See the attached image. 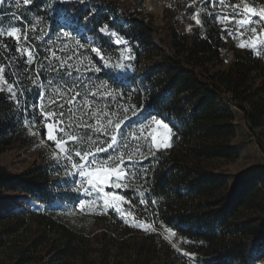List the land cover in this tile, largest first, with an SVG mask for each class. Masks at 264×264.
Here are the masks:
<instances>
[{"label": "trees", "instance_id": "trees-1", "mask_svg": "<svg viewBox=\"0 0 264 264\" xmlns=\"http://www.w3.org/2000/svg\"><path fill=\"white\" fill-rule=\"evenodd\" d=\"M1 14L4 22L16 18L13 25L28 36L23 47L35 55L28 65L16 42L0 36V69L16 93L12 98L7 88H0V152L16 142H30L34 120L44 131L41 94L46 106L56 99L53 110L59 111L63 101L58 99L78 92L75 123L95 124L92 113L98 110L102 119L123 121L119 135L126 141L117 152L125 156H134L139 144L131 138L132 126L155 116L170 126L171 147L152 153L144 148L134 163L128 162L135 171L134 201L144 200L140 206L148 220L177 237L172 243L159 230L120 234L118 226L91 237L85 228L97 220L74 209L83 218L82 231L77 225L42 220L44 226L17 246L9 264H259L264 259V162L240 171L231 187L210 166L214 159L236 155L235 112L242 113L264 156V49H234L232 62L222 67L224 30L208 9L200 14L203 31L192 36L182 28L185 20L169 11L157 27L104 0H31L28 5L21 0L18 8L6 6ZM115 35L130 46L132 73L119 74L107 65V60L120 58ZM54 81L62 91L51 87ZM85 100L91 107H84ZM70 131L100 142L109 139L91 129ZM68 146L76 159L77 150H95L82 141ZM62 170L55 161L21 174L0 167V204L14 191L42 202L76 204L78 180L57 179ZM23 222L21 217H0V251ZM184 252L194 259H186Z\"/></svg>", "mask_w": 264, "mask_h": 264}, {"label": "rangeland", "instance_id": "rangeland-1", "mask_svg": "<svg viewBox=\"0 0 264 264\" xmlns=\"http://www.w3.org/2000/svg\"><path fill=\"white\" fill-rule=\"evenodd\" d=\"M21 1V0H20ZM23 1V0H22ZM103 1V0H102ZM105 2L114 3L121 11H125L128 14H134L135 16L144 17L146 20H152L153 24L157 27H161L165 22V13L169 11V14H175L176 18H183L185 24L182 27L189 35H194L198 31H203L201 12L209 10V13H215L217 20L220 22L224 30V46L222 48L223 63L222 67L226 68L230 65L234 58V49L247 51H260L264 49V44L259 45L256 49L252 48H241L238 47V43L248 40L253 34L247 29H242L244 35L237 36L235 39L228 35L229 32H236L237 24L235 21L229 22V20L223 19L224 17H233L234 9L232 5H243L248 4L250 7H256L257 9L264 7V0H223V4L220 3V0H104ZM254 3V4H253ZM17 7L16 0H4L0 4V18L3 17L1 11L4 7ZM190 9H196L190 14ZM242 9H236V12H240ZM197 14H199L197 16ZM12 15V14H10ZM11 16L6 22L0 20V28L5 30L10 27H16L13 23L16 21V18ZM196 17L201 20V24H196ZM240 16H236V19H239ZM259 19L257 16H253L252 20L254 25L258 29L264 28V24H255ZM125 22V19L121 20ZM33 26H36V18ZM19 28V27H17ZM121 40V43H117V40ZM114 42L120 46V58L115 60H107V65H110L112 68H116L119 74L129 72L132 73V51L130 46L123 41L120 36L115 35ZM30 49L35 55V52L30 47H25ZM0 76L3 77L0 80V88H7L8 83H5L6 79L3 76V72L0 73ZM7 82V81H6ZM54 81L51 87L55 90L62 91L60 87V82ZM71 94L64 93V98L62 99L63 104L66 103L67 98ZM76 104V101H75ZM59 107V105H58ZM154 120H160L165 123L163 120L158 119L155 116L147 118V120H142L140 124H135L132 126L131 138L137 139L139 144L136 145L140 147V152L143 149L150 150L152 152L158 150L152 143V135L157 134L160 139L162 136H159L160 133H163L165 130L160 127L158 128L154 124ZM35 122V123H34ZM32 126L29 128V135L31 136V141L22 144L20 142L14 143L12 146L6 148L0 152V167H5L9 171L15 174H21L25 171L35 168L37 165L46 163L48 161H55L56 163H61L62 172L58 173L57 179H67L72 177L75 181L76 186L80 190L79 201L76 204L67 203L66 201L56 200L55 202H42L34 198L31 194L14 191L8 192L5 200L0 204V217H11L12 220L16 217H21L24 220L23 226L21 229L7 239V246L0 251V264H9L11 263L17 254V246L22 244L24 240H27L30 237L36 236V230L42 228L44 225L41 223L42 220L44 223L49 219H53L59 222H63L68 226L77 225L82 231L83 218L82 216L77 215L74 212V209L80 210L85 215L94 216L97 220L90 228H85L89 236L94 237L97 234L110 233L114 231L115 226L119 227L120 234L132 235L137 233H147L153 231H160L166 237H169L170 241L174 243L177 239L176 233L169 228L162 229L154 224L153 221L148 220L145 214V209L143 208L144 203L139 202L136 204L134 199L136 197V185H135V171L133 166L130 163L136 161L138 154L135 151V155H131V160L128 156H125L122 152H117L118 147L121 148L124 143L125 138L123 134L118 136V143L112 149H109L107 152H100L95 155V165L88 164V167H102L106 164H112V161L108 157L115 156L117 154H123L124 167L128 171V176L123 180V184L126 185L120 188L105 187V191L115 193L117 195L123 196L126 201L130 203H124L122 205L123 209L132 213L131 216L122 218L119 213L112 209H106V214H100L102 210V201L99 199V194L92 192L84 178L80 177L78 172L72 168L73 163H82L80 158H73L69 160L65 153H62L55 147V144L48 140L46 137V128L44 131L41 128L36 126V120H34ZM234 124L236 127V136L232 140V145L236 153L235 157L231 160L227 159H214L210 161V166L216 170V172L221 173L229 183L231 187L234 183L235 176L242 171L243 169L264 162V156L257 145L254 136H252L250 130L247 127V124L244 120L242 113L235 112ZM168 125V124H167ZM170 128V126L168 125ZM171 129V128H170ZM35 133V134H33ZM123 142V143H122ZM171 142V140H170ZM69 147V146H68ZM106 147V146H105ZM163 149V147L159 148ZM95 151V150H94ZM73 157L71 153H68ZM106 154H109L107 157ZM91 159V158H90ZM89 188L90 195L85 192V189ZM57 191H60L56 188ZM96 201L97 205L100 206H86L83 210L80 209V204L84 201ZM142 204V206H140ZM127 220V222H126ZM133 222L136 224L150 225L151 227L148 230H145L143 227L132 226ZM127 227H129L127 230ZM174 234V235H173ZM186 259H194V255L188 252H184ZM49 260V259H48ZM35 264V263H32ZM259 264H264V259L261 260Z\"/></svg>", "mask_w": 264, "mask_h": 264}, {"label": "snow or ice", "instance_id": "snow-or-ice-1", "mask_svg": "<svg viewBox=\"0 0 264 264\" xmlns=\"http://www.w3.org/2000/svg\"><path fill=\"white\" fill-rule=\"evenodd\" d=\"M4 0H0V4H2ZM17 7L20 6V0H16ZM31 2V0H23L24 5H28ZM220 3L223 4V0H220ZM234 9V15L233 17H224L223 19L231 21H235L237 24L236 32H229L228 35L232 36L234 39L237 36H243L244 33L242 29L247 28L253 36L250 37L246 41H242L238 43V47L241 48H252L256 49L259 45L264 44V28L260 29V32L258 33L257 27L254 25V22L252 20L253 16L259 17V19L255 22V24H264V7H261L257 9L256 7H250L248 4L243 5H232ZM236 9H242L240 12H236ZM199 14H197L198 16ZM236 16H240L239 19H236ZM195 19L196 24H201V20L193 17ZM8 36L11 37L16 42V51L21 54V56H26L27 60L26 63L28 65H32L34 63V55L33 52L30 49H27L23 47L22 41L27 40L28 36L26 32H22L20 28L17 27H10L9 29L5 30L3 28H0V36ZM121 40H117V43H121ZM52 55L55 57V53H52ZM63 67V65H61ZM95 71H99V69H94ZM79 71V69H77ZM3 72V69H0V73ZM68 75H71L69 72ZM3 77L0 76V80H2ZM5 83H7L5 81ZM14 85L8 84L7 90L11 94L12 98L16 97V93L13 91ZM2 90V89H0ZM70 92L74 91V89H69ZM80 94L76 92L74 95L67 98L66 105L65 104H59V111H54L53 107L56 106L59 102L56 99H50L49 104L46 106L43 103V94H41V104L39 105L40 112L39 115L42 118L44 122V127L46 128V137L48 140L52 141L55 144V147L59 149L60 152L65 153L67 155V158L69 160H72L73 157L69 155L70 149L68 147V144L76 143L77 141L82 142H88L92 145V147L95 148V151H92V149L88 150H77L75 151V156L80 158V161L82 163H73L72 168L75 169L79 176L84 178L85 182L89 186V188L92 190V192H95L99 194V199L102 201V210L100 214H106V209H112L119 213L122 218H125L127 216H131L132 213L129 211H126L123 209L122 205L124 203H130V201H126L123 196L117 195L112 192L105 191V187H113V188H120L124 187L126 185L123 184V180L127 178L128 171L124 167V159L123 154H117L112 157H108L109 160L112 161V164H106L102 167H88V164L95 165V155L100 152H107L109 149H112L116 146L118 143V136H119V130L121 128V124L123 121H120L119 123H115L111 119H102L101 118V111H94L92 115L95 117L96 123L89 125L87 122H81V123H75L76 120V114L77 111H79L78 108L74 107L75 101L77 97ZM95 95V93H93ZM65 106H67V112L64 111ZM85 108L91 107L89 102L85 100L84 103ZM87 114V113H84ZM107 113H103L104 117H107ZM68 117V122L66 123L65 117ZM82 119V118H81ZM27 125V121L25 122ZM154 124L160 128L162 127L165 131L163 133H160L159 136H162V139L158 137L157 134H151L152 135V143L153 145L159 149L161 147L167 148L171 147V129L168 127L166 123H163L160 120H154ZM73 127H80L85 129H91L95 131L96 133H99L101 135L108 136L109 139L103 142H100L99 139L97 140H91L90 138H87V134L85 136H79L75 132L70 131ZM35 134V133H33ZM106 144V147L104 146ZM125 147H128L127 144H125ZM136 153L139 154V148H137ZM91 158V159H90ZM129 160H131V154H129ZM89 188L85 189V192L89 195L91 194L89 192ZM141 203H144L142 200ZM86 206H100L97 205V202L94 201H84L80 204V209L83 210ZM127 222V220H126ZM132 226L136 227H143L145 230H148L151 226L150 225H143V224H136L133 222ZM154 231V229H151ZM174 235V234H173ZM168 239L169 237H165Z\"/></svg>", "mask_w": 264, "mask_h": 264}, {"label": "built area", "instance_id": "built-area-1", "mask_svg": "<svg viewBox=\"0 0 264 264\" xmlns=\"http://www.w3.org/2000/svg\"><path fill=\"white\" fill-rule=\"evenodd\" d=\"M188 264H199V263H195V262L190 261Z\"/></svg>", "mask_w": 264, "mask_h": 264}]
</instances>
